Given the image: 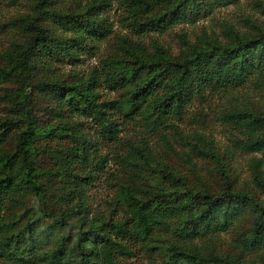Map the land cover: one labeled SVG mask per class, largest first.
<instances>
[{
	"label": "trees",
	"instance_id": "obj_1",
	"mask_svg": "<svg viewBox=\"0 0 264 264\" xmlns=\"http://www.w3.org/2000/svg\"><path fill=\"white\" fill-rule=\"evenodd\" d=\"M109 1L27 0V11L0 21L16 35L0 49V264H139L136 251L159 252L161 264H264V22L200 27L193 40L180 32L172 51L146 35L239 0H114L121 33H111ZM105 38L111 48L86 72L46 73ZM204 104L228 127L221 152L203 131L176 126ZM129 124L187 163L208 157L212 183L154 164L150 140L122 138ZM237 155L248 170L240 185ZM108 159L135 177L118 176L113 203L98 210L88 191ZM142 171L158 180L133 182ZM41 220L44 233L59 232L37 238Z\"/></svg>",
	"mask_w": 264,
	"mask_h": 264
},
{
	"label": "rangeland",
	"instance_id": "obj_2",
	"mask_svg": "<svg viewBox=\"0 0 264 264\" xmlns=\"http://www.w3.org/2000/svg\"><path fill=\"white\" fill-rule=\"evenodd\" d=\"M256 1L257 0H239L234 4L216 7V9L210 15L201 18L192 24H175L170 27V29L166 32L161 34L152 32L149 35H146L145 39L147 40L150 37H154L157 40L163 42V44L170 46L171 50L174 51L179 45L177 40L178 37L176 36V34L180 32H185L189 40H193L194 35L199 31L200 27L205 29L207 33H210L212 31L220 34L221 28L224 25H230L234 28H238L239 30H241L243 28H246L245 18H250L251 20L256 21L262 20V22H264V14L261 13L259 6H257L258 3H256ZM114 3V0L109 1V5L111 4L109 7L110 9L108 8L105 11V17L107 14L109 25L112 28L111 33H121L124 31V28L122 27L119 22V19L117 18V14L120 11V8H117V11H113ZM27 10V0H6L0 6V21L10 19L12 18V16L14 17L18 13L25 12ZM11 39H16V35L13 33V29H10L6 32H0V49L6 47L9 40ZM96 44L97 47H93L91 50L89 48L86 51H81V53L79 54L80 60L75 65H71L67 62H62L54 68L47 70L46 73L49 75H55L58 73L61 74V72L65 73L68 70L86 72L88 68L92 67L97 63L102 54L106 53L111 48L112 38H109L107 40L105 38L104 41L101 42H96L95 40L94 45L96 46ZM101 91L103 95L112 96V92H107L104 89ZM253 95H255V93H253ZM257 97L261 101V103L264 104V95L260 94ZM1 110L2 109L0 106V112ZM175 123L177 124V128L184 135L187 134L192 128H196L198 130L203 131V134L205 136L212 139L211 141L213 142V145L216 147V149L219 150V152H221L220 148L223 146V144L227 142L226 130L228 127L225 128L218 121L214 120L213 114H211L210 110L205 104L198 105L191 111L189 110L187 113H185L184 117L180 121H175ZM132 125L133 124L127 125L121 131V134L123 136L122 138H131L132 140L136 141L139 140L142 136L144 139H147L148 141L150 140L152 144L154 164H156L155 161H157V163L165 161L168 165L171 164L176 168L185 171L186 173L188 172V178L193 182H199L198 177L193 175L195 172H197L204 175V178L207 183H212L215 171L213 170L211 162L212 160H210L208 157H192L191 161L187 163L183 155H175L174 153L166 152L163 148V143L158 140L155 135H150L143 127L137 125H133L134 127H132ZM166 134L168 136V139L175 146V148L180 150V138L177 135L172 134L171 131L168 130ZM245 159L246 155H237L234 156L231 160L232 165L234 167L233 172L237 176V185H240L242 180H245L248 177V170L245 166ZM187 168L191 169H189L188 171ZM128 173L131 174L129 178L132 179L133 177H135L134 173H131V171L123 172L122 169L112 161V159H108L104 163L103 168L98 171L97 180L94 181L95 185H92L88 191L89 201L91 203L92 208L98 210H108L110 208V205L114 201V199H111V197L115 198L116 196L115 182L117 180V177L126 176ZM139 173L143 174L141 176L139 175L140 177L138 176L134 178L133 182H137L138 178L147 179L149 181L158 180L157 176L146 174L147 172L145 171ZM131 184L133 185V183ZM260 197L264 198V194H260ZM113 212L116 213L117 210H113ZM43 221L44 220H41L39 224L40 229L38 230V232L34 233L37 238L54 236L59 232V229L56 226V228L53 227V224L49 225V228L47 227V233H44L47 225L44 227L46 223H44ZM220 236H223L226 240L229 237V233L225 232L222 233ZM153 257L154 258L146 256L144 253H141L139 251H136L135 255L130 257L129 259H136L139 264H161L160 261H162L163 259L159 252L153 254Z\"/></svg>",
	"mask_w": 264,
	"mask_h": 264
}]
</instances>
